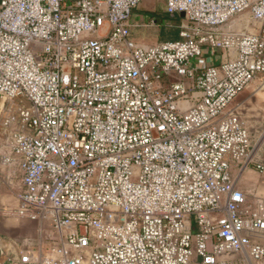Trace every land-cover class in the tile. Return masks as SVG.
Segmentation results:
<instances>
[{"label": "built area", "instance_id": "1", "mask_svg": "<svg viewBox=\"0 0 264 264\" xmlns=\"http://www.w3.org/2000/svg\"><path fill=\"white\" fill-rule=\"evenodd\" d=\"M141 2L0 0L16 215L53 232L2 264H264V201L231 176L251 134L230 109L264 76V0H164L185 24L153 46L129 40ZM244 15L257 33L224 30Z\"/></svg>", "mask_w": 264, "mask_h": 264}, {"label": "crops", "instance_id": "2", "mask_svg": "<svg viewBox=\"0 0 264 264\" xmlns=\"http://www.w3.org/2000/svg\"><path fill=\"white\" fill-rule=\"evenodd\" d=\"M162 1L164 2V0ZM133 15L134 10L130 20V28L139 26V18L137 16L134 17ZM154 22L157 23V20ZM241 22L243 23L242 19L240 20V23ZM237 27L239 28L240 26L239 24H236L234 20L229 25H227L224 30H237ZM161 28L162 27H160V29L158 28V30H161ZM247 29H249V27ZM254 32L257 33L258 30ZM169 34L170 33L168 32L166 33L167 36H170ZM133 42L141 46H153L135 41ZM162 42L164 41H160L158 44ZM262 86H264V76L252 82L243 91L245 94H248V96H244L242 98V102L232 108L245 121L250 131L251 138L254 135L253 127L255 126L256 122H254L251 118L252 115H250L248 112H245L246 107L249 104L246 99L251 98L255 101V103L259 102L260 104L262 102V104H264V93H256V90ZM17 106V103L8 102L0 97V159L5 157L11 159L9 164L0 165V264H2L8 258L17 259L20 254L28 250L35 251L39 249V247L43 248V251L50 249V244L47 242V238H50L52 235L48 234V236H45L41 230H37L38 227H42L46 233L47 231L50 232L52 227L50 220H39L32 222L16 215V211L19 209L20 205L19 197L24 191V187L22 185V173L20 169V158L12 154L11 139L9 138V133H7L3 128V122L7 117L16 113ZM257 165L262 166L263 170H257ZM234 169V174L231 173V176L235 188L247 195L249 199L264 201V142L254 152L253 161L248 167L241 168L237 166L234 167ZM40 237L43 238V240L41 238L42 241L39 240ZM260 242L264 245V240ZM192 264L201 263L194 259Z\"/></svg>", "mask_w": 264, "mask_h": 264}, {"label": "rangeland", "instance_id": "3", "mask_svg": "<svg viewBox=\"0 0 264 264\" xmlns=\"http://www.w3.org/2000/svg\"><path fill=\"white\" fill-rule=\"evenodd\" d=\"M163 4L164 2L162 0H142V2L134 10L133 15L134 17L137 16L139 18V26L130 28L129 40L147 45H157L160 41L179 39L177 33L178 27L181 24H185V20L181 19L179 14L170 15L165 13L163 11ZM241 19L243 20V23H240ZM155 20H157V23L152 26L148 25L150 21ZM235 23L240 26L239 28L237 27L238 30H245L250 33H255L254 31H257L259 28L258 24L251 20L249 15L236 18ZM158 26L162 27L161 30H158V28L160 29ZM247 26L249 29H247ZM167 32L170 33V36L166 35ZM215 64L217 65L218 62ZM256 93H264V86L258 88ZM244 96H248V94H245V92L240 94V96L232 103L230 109L242 102V98ZM246 101L249 102V104L247 105L245 112L252 115L251 118L254 122H256L253 127L254 135L251 138V148H254L255 152L264 142V104H262V102L260 104L259 102L255 103V101L251 98H247ZM234 167L237 166L235 165L232 167L231 173H233V170L235 171ZM37 230H41L45 236L53 234L52 229L50 232L47 231V233L42 229V227H38ZM42 237H40V241L43 240Z\"/></svg>", "mask_w": 264, "mask_h": 264}, {"label": "water", "instance_id": "4", "mask_svg": "<svg viewBox=\"0 0 264 264\" xmlns=\"http://www.w3.org/2000/svg\"><path fill=\"white\" fill-rule=\"evenodd\" d=\"M179 17H180L181 19H184V18H185V15H184L183 13H179ZM0 254H1V250H0Z\"/></svg>", "mask_w": 264, "mask_h": 264}, {"label": "bare ground", "instance_id": "5", "mask_svg": "<svg viewBox=\"0 0 264 264\" xmlns=\"http://www.w3.org/2000/svg\"><path fill=\"white\" fill-rule=\"evenodd\" d=\"M243 21V20H242Z\"/></svg>", "mask_w": 264, "mask_h": 264}]
</instances>
